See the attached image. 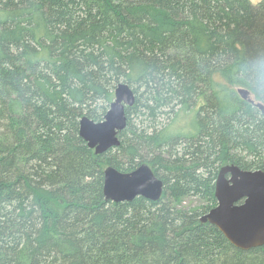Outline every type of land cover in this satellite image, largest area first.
<instances>
[{
  "label": "trees",
  "instance_id": "1",
  "mask_svg": "<svg viewBox=\"0 0 264 264\" xmlns=\"http://www.w3.org/2000/svg\"><path fill=\"white\" fill-rule=\"evenodd\" d=\"M247 2L0 0V264H264V247L168 207L197 186L215 207L223 166L264 171V116L237 94L264 102V9ZM119 83L128 114L171 115L120 136L127 172L146 163L164 182L160 201H105L110 150L77 136L82 108L101 121ZM179 115L189 127L173 133Z\"/></svg>",
  "mask_w": 264,
  "mask_h": 264
},
{
  "label": "water",
  "instance_id": "2",
  "mask_svg": "<svg viewBox=\"0 0 264 264\" xmlns=\"http://www.w3.org/2000/svg\"><path fill=\"white\" fill-rule=\"evenodd\" d=\"M237 94L264 116V104L255 103L244 89H237ZM133 104V91L127 84L119 83L101 121L81 118L79 137L95 155L118 147V133L126 127L125 110ZM103 177L105 201L117 204L142 197L157 202L162 194L163 183L144 164L129 173L106 167ZM214 196L216 206L199 219L200 223L214 226L237 249L247 251L264 246V173L223 166L218 172Z\"/></svg>",
  "mask_w": 264,
  "mask_h": 264
},
{
  "label": "rangeland",
  "instance_id": "3",
  "mask_svg": "<svg viewBox=\"0 0 264 264\" xmlns=\"http://www.w3.org/2000/svg\"><path fill=\"white\" fill-rule=\"evenodd\" d=\"M247 3L248 4H246V5H248L252 9H258V10L259 9L260 10L264 9V0H248ZM55 54L56 53L53 52L51 54L52 56L49 55L48 58L50 60L53 59V56L55 57ZM250 96H251V98L253 99V101L255 103L264 104V102L256 99L254 95L250 94ZM67 106H69V104ZM85 106H86V108H91V106H93V104L92 103L91 104H86ZM83 109L84 108H82V112L80 113L81 115L79 114L80 117L77 118V121H76L77 124H78V132H79V121L81 120V118L85 117V118L93 121L89 117V115L86 114L87 111L85 113ZM129 112H130L129 114L127 112H125L126 127L123 130L124 132L122 131L123 133H126V134H127L128 128H131V127L135 128L137 130H141V129H146V128L150 127V126L153 127V126L158 124L157 125L158 129H161L162 126H166L171 121V120H167V119H172L171 115H169V114L166 115V116L160 115L157 119H148L147 115L146 116L145 115H139L140 114L139 110H136L135 112L134 111H129ZM127 114H128V116H127ZM28 115L30 116V114H28ZM23 117H25V116H23ZM93 122H95V121H93ZM189 122H190V118L187 115L186 116L185 115H179L177 120L175 121V123L172 125V132L173 133L184 132L186 130V128L189 127ZM185 123H187V126L185 125V127H182V126H184ZM77 136H78L79 139H81L79 137V134ZM120 136H122L121 133L118 136V141H119L118 147L112 148V149H110V151L108 150L109 152L107 153V155L105 154L106 152L104 153L105 155L103 157H104V159H106V161L108 163L105 166V168L106 167H112V168H114L115 170H117L120 173H129L131 171H129V172H127V171L129 169V167L132 164H134L135 161L132 160L129 156H127L125 154L124 150L126 148H123L125 146V144H124V142H123V140H122V138ZM36 151H38V150H36ZM33 157H35V155ZM32 164H34V161L26 162V165H27L28 169H30L31 166H33ZM214 168H213V170H214ZM94 172L95 171H93L92 176H91V174H87V177H86L84 183H91L92 185L94 183H99L98 180L96 179V176H94ZM103 179H104V177H102V181H101L102 193H103ZM215 182L216 181H214L213 184L210 183V185L207 186V187H209V189H210V187L214 186V192H215ZM91 184H89V185H91ZM164 188H165V184L163 182L162 194H161V196H160L158 201L161 200ZM196 188H197L196 191H193L192 193H190V197H186L185 199L180 198V200L177 197L176 198L174 197V200L173 199L169 200L170 203L168 204V207L170 209L174 210L175 213H177V214L179 213L178 216H180L182 214V212H183V213H185L184 215H187V216L191 215L192 216L191 218L193 220H194L193 217H195V220L196 219L199 220L201 217L199 218L198 214H200L202 211L210 208L211 206L213 207L214 206L213 205L214 204L213 203L214 200L210 199V195L207 192L200 191V190H202L201 187L199 188V186H197ZM192 194H193V196H192ZM2 207H4V206H2ZM6 211H8V209H6ZM1 214L2 215L6 214L5 210H2ZM191 226H193V228H194L196 225L192 224ZM23 242H21L20 244H23ZM259 264H262V263H259Z\"/></svg>",
  "mask_w": 264,
  "mask_h": 264
},
{
  "label": "flooded vegetation",
  "instance_id": "4",
  "mask_svg": "<svg viewBox=\"0 0 264 264\" xmlns=\"http://www.w3.org/2000/svg\"><path fill=\"white\" fill-rule=\"evenodd\" d=\"M251 105V104H250ZM122 132V131H121ZM121 132H119V133H121ZM119 133H118V136H119ZM144 165H146L150 170H151V172L153 173V171H152V169L149 167V165H147L146 163H143ZM239 168V167H238ZM240 169V168H239ZM220 170V169H219ZM219 170H218V172H219ZM242 170V169H241ZM247 171H261V172H263L264 173V171H262V170H247ZM132 172V171H131ZM153 175H154V173H153ZM155 176V175H154ZM217 176H218V173H217ZM217 176H216V179H217ZM156 177V176H155ZM157 178V177H156ZM226 178H228V176H226ZM158 180H160L161 181V179H159V178H157ZM216 181V180H215ZM162 182V181H161ZM163 183V182H162ZM229 245H231V244H229ZM232 246V245H231ZM233 248H235L234 246H232ZM261 247H264V246H261ZM261 247H255V248H252V249H250V250H253V249H257V248H261ZM235 249H237V248H235ZM237 250H240V249H237ZM250 250H247V251H250ZM240 251H243V250H240ZM247 251H244V252H247Z\"/></svg>",
  "mask_w": 264,
  "mask_h": 264
}]
</instances>
